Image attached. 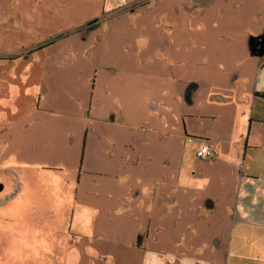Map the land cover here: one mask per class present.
<instances>
[{
	"label": "crops",
	"instance_id": "crops-1",
	"mask_svg": "<svg viewBox=\"0 0 264 264\" xmlns=\"http://www.w3.org/2000/svg\"><path fill=\"white\" fill-rule=\"evenodd\" d=\"M129 1L0 0V264H264V0Z\"/></svg>",
	"mask_w": 264,
	"mask_h": 264
},
{
	"label": "rangeland",
	"instance_id": "rangeland-1",
	"mask_svg": "<svg viewBox=\"0 0 264 264\" xmlns=\"http://www.w3.org/2000/svg\"><path fill=\"white\" fill-rule=\"evenodd\" d=\"M150 2H153V0H130L129 3H127L126 5H124L122 7H119L115 10L104 12L99 19L115 18L119 14L129 13V12L135 11V10L139 9L140 7H143L147 4H149ZM8 178L5 177L4 174H0V179H2L0 181V184L9 183L10 179H8ZM8 190L9 189H7V191Z\"/></svg>",
	"mask_w": 264,
	"mask_h": 264
},
{
	"label": "built area",
	"instance_id": "built-area-1",
	"mask_svg": "<svg viewBox=\"0 0 264 264\" xmlns=\"http://www.w3.org/2000/svg\"><path fill=\"white\" fill-rule=\"evenodd\" d=\"M196 156L201 160H210L215 156V151L207 143H203L196 151Z\"/></svg>",
	"mask_w": 264,
	"mask_h": 264
},
{
	"label": "water",
	"instance_id": "water-1",
	"mask_svg": "<svg viewBox=\"0 0 264 264\" xmlns=\"http://www.w3.org/2000/svg\"><path fill=\"white\" fill-rule=\"evenodd\" d=\"M262 45L263 43L261 38H255L251 44L252 51L257 52Z\"/></svg>",
	"mask_w": 264,
	"mask_h": 264
},
{
	"label": "trees",
	"instance_id": "trees-1",
	"mask_svg": "<svg viewBox=\"0 0 264 264\" xmlns=\"http://www.w3.org/2000/svg\"><path fill=\"white\" fill-rule=\"evenodd\" d=\"M264 96V95H263Z\"/></svg>",
	"mask_w": 264,
	"mask_h": 264
}]
</instances>
